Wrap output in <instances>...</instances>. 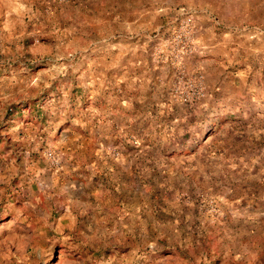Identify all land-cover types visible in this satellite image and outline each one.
Masks as SVG:
<instances>
[{"label": "rangeland", "instance_id": "rangeland-1", "mask_svg": "<svg viewBox=\"0 0 264 264\" xmlns=\"http://www.w3.org/2000/svg\"><path fill=\"white\" fill-rule=\"evenodd\" d=\"M0 264H264V0H0Z\"/></svg>", "mask_w": 264, "mask_h": 264}]
</instances>
